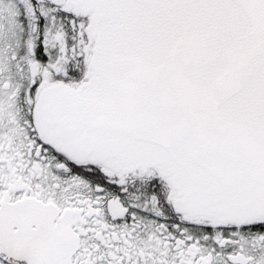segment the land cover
Segmentation results:
<instances>
[{"label":"snow or ice","instance_id":"1","mask_svg":"<svg viewBox=\"0 0 264 264\" xmlns=\"http://www.w3.org/2000/svg\"><path fill=\"white\" fill-rule=\"evenodd\" d=\"M0 264H264V0H0Z\"/></svg>","mask_w":264,"mask_h":264}]
</instances>
